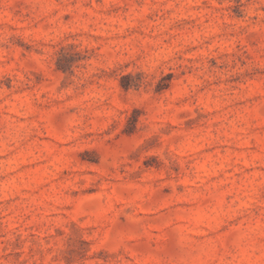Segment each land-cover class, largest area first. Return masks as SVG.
Returning <instances> with one entry per match:
<instances>
[{
  "label": "rangeland",
  "instance_id": "rangeland-1",
  "mask_svg": "<svg viewBox=\"0 0 264 264\" xmlns=\"http://www.w3.org/2000/svg\"><path fill=\"white\" fill-rule=\"evenodd\" d=\"M34 3L0 0V264H264V0H93L24 38Z\"/></svg>",
  "mask_w": 264,
  "mask_h": 264
},
{
  "label": "clouds",
  "instance_id": "clouds-1",
  "mask_svg": "<svg viewBox=\"0 0 264 264\" xmlns=\"http://www.w3.org/2000/svg\"><path fill=\"white\" fill-rule=\"evenodd\" d=\"M84 2L87 3H92L93 0H80L79 3L76 4L75 8L72 7V3L73 0H59V3L56 2V0H35L34 6L31 10V17H30V24L29 27L22 30V36L24 38H26L28 35L31 34V29L33 26H39V22L42 18L48 16L49 12H51V10L53 8H60L61 12L59 14V17H57L58 23H57V27L55 29H53V35L56 34L57 30L62 31L64 27H67L69 29L70 32H84V31H90L91 29H88L85 27L86 22H90L92 20V9H86L84 8L82 5ZM230 2V0H219L218 6L221 8H224L227 6V4ZM64 13H69L70 15H72L73 17V21H76L77 18H79V23L78 26L73 25L72 23L64 25L62 23V17L64 15ZM46 24L49 23L48 20L44 21ZM80 47L77 49L78 51H83L87 48H91L92 44L85 40L84 37H81L80 40L78 41ZM0 44L8 46L9 48H11V45L9 44L8 39L5 38H0ZM92 62L89 61L88 63L82 65V70L84 72H87L89 65ZM96 63L99 64L101 67H106L108 69V71H112L114 68L120 67L119 63H113L111 65H109L107 63V61L101 56V55H97L96 58ZM75 70V67H74ZM136 71H144L143 69H133L132 67L127 68L126 70L121 68L120 73L117 76V79L119 78V75H127V73L131 72L133 78H135L136 75ZM148 71L153 72L154 74H156V78L152 79L151 84L148 85L151 88H155V84L156 81L159 79V75L157 72V69L155 67L148 69ZM166 71V70H164ZM153 98L151 97V94L148 95H141L138 97H127V103L131 106V107H140L144 102L146 101H151ZM165 102H167L165 100ZM118 119L119 117H114V120L116 121V123L114 124V126L111 128L109 134L106 137L101 138L102 140H111L113 137H116L118 135V133H120L121 131V126L118 123ZM157 119H159V117H157ZM111 123V122H110ZM139 126V125H138ZM141 143L143 142V138L140 141ZM100 143V141H97V144ZM175 143L176 147L174 149H172V151H174L175 153H177L179 155L180 151H181V146L179 143L176 142V140L171 139L169 140V145ZM139 145H135L132 149H127L125 148L123 151H121V153L119 154V156L117 157H113L111 154L108 155V158L106 160L103 161L105 169H115L118 167V161H122L125 160L127 158V152L128 151H134L135 147H138ZM87 147V146H86ZM77 175H80L81 177H83L84 175H86V172L84 169H81ZM127 206V205H125Z\"/></svg>",
  "mask_w": 264,
  "mask_h": 264
}]
</instances>
